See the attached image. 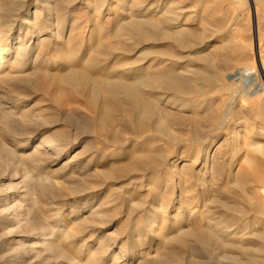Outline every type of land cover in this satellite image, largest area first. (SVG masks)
Masks as SVG:
<instances>
[{
    "label": "bare ground",
    "instance_id": "6f19581e",
    "mask_svg": "<svg viewBox=\"0 0 264 264\" xmlns=\"http://www.w3.org/2000/svg\"><path fill=\"white\" fill-rule=\"evenodd\" d=\"M2 1L0 0V75L5 65L12 69L17 67L19 63L22 64L23 59L27 57L26 55L29 51H35L36 63L40 64L35 70L44 71L47 74H49V68L53 64H56L55 62L51 63L50 60L69 59L72 64L68 65L66 68L67 73L65 72L62 76L60 75V79L64 83L69 84L71 88L75 87L83 92L91 86L90 92L87 94V103L89 109L92 111L89 113V116L96 129L95 138L99 145H109L112 148L110 154L116 157L118 155H115L117 154L115 149L120 146L126 147L132 145L133 147H137L132 152V155L136 159L134 161V167H137L136 169L139 170L142 168L151 174L150 178L146 180V184L149 192L153 195V204L143 212L144 221L142 220L141 224L139 223L140 225L134 230L136 236L138 238L145 237L144 242L147 241V237H155L157 241L162 240L164 245L178 244L180 247H184L187 239L193 237L198 242L212 248L213 255L216 258L215 264H264V170H262L263 167L259 168L254 166V163L252 164L251 162V153L248 154L250 150L259 153L264 152V144L258 142V140H264V107L261 106V102L264 101V88L255 87L257 90L252 93H247L246 96L250 100L252 95H254L253 100H257L259 97L260 106L257 105L254 109L256 114L252 115L249 111L250 115L245 113L237 117L234 113L235 110L234 112L231 111L232 107L230 108V105L215 112L210 99L202 100V98L201 101H191L186 96L188 93L206 94L211 90H215L216 93L221 94L226 93V90L236 91L238 85L234 88V84L230 80L236 77L240 80L239 84L241 83L244 87L249 85L251 87L254 82L252 68L247 66L239 69V71L229 75L227 79L222 77L220 73L212 75L206 71L208 72L206 75L203 69H199L196 66L197 63L195 64L196 60L194 55H201L209 47H195L197 45L196 37L184 28V26L192 23L191 18L186 17L181 11L182 9L178 10L168 7L167 0H94V13L89 17V21H85V23L75 16H73L75 18H68V16L71 17L69 10H72L74 7L72 4L73 0H60L66 5L64 12H60L58 9L57 0H34L35 2L33 1L27 5L28 7L23 4L18 6L17 3H19V0H11L8 3L10 4L9 6ZM86 1L88 0H84L83 3ZM110 1H115V6L121 9L119 15L115 14L109 18V21L112 22L111 24L103 21L102 18L105 12L109 15L116 10H112V6L108 4ZM230 3L235 12L247 7V5L245 6V0H230ZM258 6V1L256 2L255 0V5L253 6L257 25L255 40L258 39L260 22L264 19V12L258 14ZM105 19L107 18L105 17ZM69 20L71 21V25H68ZM68 26L69 37L64 40L63 34ZM224 30L226 31V29ZM104 35L105 38H103ZM106 35L113 41L110 42L109 47H104L107 44ZM125 36H129V39L130 37L133 38L136 41V46L128 45L124 39ZM31 42L33 44L29 46ZM73 44L78 45L84 51L80 53H78L79 50H76L77 53L74 52L75 50L68 51L69 49L61 51L62 48L72 47ZM162 44L175 45L179 47V50L180 48L181 50L188 48V56L186 59L177 53L169 54L166 58L161 57L162 55L158 56L155 48L160 47ZM206 44L208 42L205 44L203 42V46ZM138 45L142 46L138 47ZM50 47H53L52 50L54 51V55H56L52 56V58L47 57L49 53L48 48ZM90 47L94 48L87 51ZM231 48L232 52L235 50V53H243L238 50L239 48ZM229 51L225 50L223 54H221L222 52H217L220 55L218 57H221L220 59L223 61L225 67L227 65L229 67L233 65V57H231L232 55L229 54ZM149 55L155 56L149 59ZM81 56L86 57V59L84 60ZM102 57L104 58L103 61L101 59ZM207 67L212 69V66ZM262 76L264 79V68ZM262 85L264 86V84ZM2 87L0 78V162L5 157L10 159L16 157V149L20 145L17 131L22 126V124L20 126V121H18L19 118L16 117V109L19 107L18 99L5 93ZM259 91L263 93L258 94ZM83 96L85 97V95ZM165 101H167V104L181 109H187L192 115L189 121L195 128L193 130L195 138L182 142L190 143V145L194 144L196 148L194 151L189 150L188 152H184L183 150L182 156L180 155L177 160L171 163V166L177 168L178 161L189 156L193 158L195 163L200 162L201 170L204 171L203 173H210L211 177L218 172L216 171L217 168H224L226 166L228 170L227 173H224L223 183L221 181V184H223L221 195H228L229 201L226 198L225 201H222L217 196H215L216 198L214 197L212 185L210 186L206 182L207 178H204L203 174L197 178L201 183L199 186L193 181L194 179L192 180L191 174H181L180 172L177 175L179 179H182V184L177 188L171 182L170 169L166 168V164L162 160V158L170 155L169 153L171 152L165 154L156 148L157 141L161 137L170 140L171 145H176L177 143L171 136L170 131L164 127V121L158 112L159 106ZM202 109L204 111L200 112ZM118 112H122L129 119L128 125L132 127V136L130 138L123 139L118 134V131L115 130L119 122L116 118ZM23 113L27 114L31 112L27 111ZM23 113L21 114L23 118L21 123H28V116ZM257 119L261 120L259 124L261 132L257 134L252 133L251 136L243 138L241 136H236L232 139L229 137L231 142L236 141L235 143H238L242 141V145H244L246 143L245 141L248 140L250 143H248L249 146L246 149V154H243L244 156L242 158L240 157V160H236L237 157L234 155L227 156L221 152H218L219 154L214 152L211 155L212 143L218 141L224 131H228L233 126V128L231 127L232 130H229L230 133L232 135H238L241 132L238 131L237 127L241 125V122H245V120L255 121ZM31 122L29 120V123ZM236 125L237 127H235ZM202 127H207L205 133L201 130ZM82 128L84 129L85 127ZM246 130L243 132H246ZM77 140L78 137H75L73 140H69L66 137H59L58 139L47 138L40 145L35 146L34 151L30 155L24 157L29 158L33 165H38L42 158L50 159L51 156L57 158L62 154L68 153L74 145V141ZM221 146L223 144L217 146L216 150H219ZM100 147L103 148V146H97V152L99 154L101 153L103 157L106 156L107 154ZM190 151H192V155H190ZM5 160L7 161V159ZM241 160L246 163L245 167L242 165L243 162ZM7 165L9 166V164H6L5 168L8 167ZM10 167H13V165ZM234 167L237 170L235 173H232L231 170ZM5 168L0 166V178L2 179L0 182H3L5 179L2 176L3 171H7L3 170ZM183 168H185V165L181 167V169ZM221 171L218 173L222 174ZM26 173L28 174V172ZM27 174L26 178L30 181L32 176ZM8 185L10 187L11 184L9 183ZM197 189H202L200 192L206 196L210 195L206 201L204 200L202 210H193L197 206L196 201L199 200ZM31 195L26 196L30 198ZM176 195L179 197L178 201H181L179 202V206L183 207L184 215L180 221L175 220L173 224L171 223L175 233L170 234L172 231H169L170 227H168L167 223L170 221L169 212ZM212 195L214 197H212L213 199L210 198ZM22 198L24 199L23 196ZM230 200H233V202H230ZM210 209H214L213 212ZM27 210L25 207L22 210L20 193H17V191L10 194L8 192H0V223L6 226L8 230L6 233L13 238L14 242L20 241L21 221L26 220V217L30 215V210ZM191 210L193 211L191 212ZM13 213H17L16 216H19V218L13 220L11 218ZM189 214H192L191 216L193 217H191V223H184L185 216ZM97 215H101L100 208L93 210L89 216L94 217ZM43 217L44 220L47 219V215ZM34 221L36 223L37 219H34ZM40 228H42L41 224H39L37 230L35 229V232H38ZM47 231V233L41 232L39 234L40 237H36V243L34 242V244L32 243L29 247L25 248L23 253L20 254L18 252L16 259L28 257V249L32 250L36 245H39L49 249L56 259L72 260L75 264H81L79 263L80 261H76V258L73 257L74 254L77 255L80 253V250L75 248L73 244L67 245L65 240L69 237L59 227H51V230L47 228ZM29 234L27 236L28 239L32 237L31 232ZM161 245H156L155 253L150 257L152 260L151 263H147L146 259L142 256L143 262L141 261L140 263L171 264L172 262L164 260L160 252L162 249ZM105 249L103 248L102 251ZM120 250L122 252L125 248L121 246ZM131 252L136 251L132 250ZM89 261L91 264L100 263V259H97L95 255L91 256ZM12 264L20 263L13 262Z\"/></svg>",
    "mask_w": 264,
    "mask_h": 264
},
{
    "label": "rangeland",
    "instance_id": "374dc122",
    "mask_svg": "<svg viewBox=\"0 0 264 264\" xmlns=\"http://www.w3.org/2000/svg\"><path fill=\"white\" fill-rule=\"evenodd\" d=\"M10 1L11 0H3L2 2H4V4L7 3L6 5L9 6L10 4L8 3H10ZM33 1L34 0H19L17 5L19 6L20 4H23L27 6ZM83 1L84 0H73L72 4L74 7L72 10H69L71 15V17L68 16L69 19L76 17L79 20L81 19L83 23H85V21H89V17L94 13L95 1L88 0L84 3ZM257 1L259 5L258 14H262V12H264V0H256V2ZM166 2L168 7L178 10L182 9L181 11L185 14V16L191 18L192 23L184 26V28L196 37L197 45L195 47H209L203 51L201 55H194L196 60L195 64L197 63L196 66L199 69H203L206 75L208 72L212 75L220 73L222 77L227 79V77L232 73L247 66L252 68L254 72L252 74L254 82L251 87L250 85L244 87L241 83L239 84L240 80L236 77L230 79L234 84V88L238 85L236 91L226 90V93L221 94L216 93L215 90H211L206 94L199 95L188 93L186 96L191 101H201L202 98V100L210 99L215 112L221 110V108H225L227 105H230V108L232 107L231 111L234 112L235 110L234 113L236 117L245 113L249 114L250 112L252 115L256 114L254 109L257 105L260 106L259 97L257 100H253L254 95H252L251 100L246 97L247 93H252L257 90L255 87L264 88L262 85L264 84L262 76L264 68V19L260 22L258 27V39L255 40L257 31L256 16L253 7L255 5V0H245V6L247 5V7L238 12H235L232 9L230 0H167ZM56 3L58 4L60 12H64L66 10V5H64L60 0H57ZM108 4L112 6V10H116L109 15L105 12L102 18L103 21H107L111 24L112 22L109 21V18L113 17L115 14L119 15L121 9L115 6V1H110ZM76 8L78 9L75 10ZM105 17L107 19H105ZM234 20H236L235 23ZM68 25H71L70 20ZM224 29H226V31ZM223 31L225 32L223 33ZM68 34L69 26L64 31V40L69 37ZM125 37L124 39L128 45L134 47L136 46V41L133 38L130 37L129 39V36ZM103 38H105V35ZM106 41L107 44L104 47H109L110 42H113L112 39L107 37V35ZM203 42L204 44L208 42V44L203 46ZM32 44L33 43L31 42L29 46ZM141 46L142 45H138V47ZM231 47H235L236 49L239 48L238 50L243 53H235V50L232 52ZM93 48L94 47H90L87 51L92 50ZM220 48L222 49L220 50ZM52 49L53 47L48 48V58L56 56L54 55V51ZM67 49H69L68 51L75 50V53H77L76 50H79L78 53L84 51V49H81V47L74 44L72 47L62 48L61 51H66ZM155 49L157 52L156 54L158 56L162 55L161 57L163 58L168 57L169 54L177 53L186 59L189 53L188 48L182 50L180 48L179 50V47L175 45L171 46L169 44H162L160 47H156ZM225 50H230L229 54L233 57V65L230 67L229 65L225 67L223 61L220 59L221 57H218L220 56L218 53L222 52L221 54H223V51L225 52ZM26 56L27 57L23 59L22 64L19 63L17 67L11 69L9 66L5 65L3 68L4 70L2 69L0 75L3 91L8 95L13 96V98L18 99L19 107L16 109V117L19 118L18 121H20V126L22 124L17 131V136L20 139V145L16 149V157L11 159L5 157L4 160L7 159V161L5 160V162L3 160L0 162V166H2V168H5V165L9 164V166L7 165V168L3 169L7 171H3L2 173V176L5 179L3 182H0V192H8L10 194L17 191V193H20V205L22 206V210H24V207L26 210H30V215L29 217H26V220L24 219L21 221L20 241H16L17 243L14 242L10 235H7L6 232H8V230L6 229V226L0 223V264H12L13 262L20 264H75L72 260L68 261L60 258L56 259L49 249L39 245H36V247L32 250L30 249L32 252L28 249L29 258L24 257L16 259L18 252H20V254L23 253L25 248L37 241L41 232L47 233V228L51 230V227H59L64 234L69 237L65 240L67 245L73 244L75 248L80 250V253L77 255L74 254L73 257L76 258V261H80L79 263L81 264H91L89 260L93 255H95L97 259H100L99 264H141L140 262H143L141 256L146 259L147 263H151L152 260L150 257L154 255L157 244H162L160 252L162 253L164 260L172 262L171 264H215L216 258L213 255L212 248L206 244L198 242L193 237H189L184 247H180L178 244L164 245L162 240L157 241L155 237H147V241L144 242L145 237L138 238L136 236L134 230L141 224L142 220L144 221L143 212H145V209L153 204V195L149 192L146 184V180L150 178L151 174L142 168L139 170L136 169L137 167H134V161L136 159L135 156L132 155V152L137 147H133L132 145L123 147L119 145L120 147L115 149L117 153L115 155H118V157H116L110 154V150H112V148L109 145H99L95 138L96 129L91 117L89 116V113L92 111L89 109V105L87 103V94H89L91 86L86 88L83 92L75 87H72V89L69 84L64 83L60 79L65 72L67 73L66 68L68 65L72 64L69 59L57 61L50 60L51 63L55 62L56 64H53L49 68V74H47L44 71L35 70L40 65L39 63H36L35 51H29ZM154 56L155 55H149V59ZM103 57L101 58L102 61L105 58ZM81 58H84V60L86 59V57L83 56H81ZM207 66H212V69H209ZM262 93V91L258 92V94ZM82 95H85V97H82ZM229 99L231 100L229 101ZM261 106L264 107V101L261 102ZM27 111L31 113H23ZM203 111L204 110L202 109L200 112ZM158 112L164 121V127L170 131L171 136L177 142L176 145H171L172 143L170 140L161 137V139L157 141L156 145V148L162 153L168 154V152H171L169 153L170 155L162 158V160L165 162L166 168L170 169L172 177L170 180L174 183V186L178 188L180 184H182V179H179L177 175L179 172L181 174H191L192 180L194 179L193 181H195L198 186L201 183L197 178L203 174L204 178H207L206 182H208L210 186L212 185L211 187L214 197L217 196V198L222 201H225L226 199L229 201L228 195H221L223 185L221 184V181L223 183L225 176L224 173H227L228 170L226 166H224V168L218 166L221 169L217 168L216 171L220 172V170H222V174L217 172L214 174L216 177L214 175L211 177L210 173L204 174V171L201 170L200 162L195 163L193 158L189 156H186L184 157L185 159L178 161L177 168L171 166V163L177 160L180 155L182 156L183 150L184 152H188L189 150L194 151L196 148V145L194 144L190 145V143L187 144V142H182L186 140L190 141L195 138V133L193 131L195 128L189 121L192 117L191 113L188 112L187 109H181L171 104H167V101L163 102L159 106ZM22 113L28 116V123L29 120L32 122L29 124L21 123L23 121L21 116ZM85 116L87 119H85ZM116 118L119 122L117 123L115 130L118 131V134L121 135L123 139L130 138L132 136V127L131 125H128V117L123 115L122 112H118L116 114ZM260 121V119L255 121L245 120V122L243 121L240 123L242 126L239 125L237 127L236 125L235 127H237L238 131L241 132L238 133V135H232V133H230L233 128V126H231L232 128L230 127L228 131L223 132L218 141H214V143H212L211 155H213L214 152H221L225 153L227 156L234 155L237 157L236 160H240L246 154V149L250 143L247 140L245 141L246 143L242 145V141L235 143L236 141L231 142L230 138L232 139L236 136H241L242 138L247 136L249 137L252 133L257 134L261 132V128L259 127ZM82 123L84 124L82 125ZM82 127L85 128L83 129ZM202 128L201 130L205 133L207 127ZM244 129H247V133L243 132L245 131ZM158 135H160V133H158ZM59 137H66L69 140H73L75 137H78V140L74 141V145L68 153L62 154L57 158H53L52 156L50 159L42 158L38 165H33L29 158L24 157L30 155L34 151L35 146L40 145L42 142L47 140V138L58 139ZM211 142L213 141L211 140ZM258 142L264 144L263 139L258 140ZM221 144H223V146H221L219 150H216V147ZM97 146H103V148H100L101 150H104L107 155L103 157L101 153L99 154L96 149ZM192 151H190V153ZM239 151L241 152L238 153ZM250 153L252 164L254 163L253 165L259 168L263 167L262 170H264V152L259 153L250 150L248 154ZM190 155H192V153ZM242 160L241 162H243ZM12 165L13 167H10ZM183 165H185V168L181 169ZM242 165L245 167L246 163L243 162ZM236 170L237 169L234 167L231 172L235 173ZM26 172H28V174ZM26 174L32 176L30 181L26 178ZM221 175L223 176L221 177ZM125 176L127 177L125 178ZM0 180L2 179L0 178ZM7 183L13 185H10L9 187ZM200 191H202V189H197L199 200L196 201L197 206H195L193 210H202L204 200L206 201L207 197L210 196H206ZM27 192L28 194L26 195H31L30 198L25 195ZM213 195L210 197L211 199L214 198ZM174 199L175 200H173L169 212L170 221L167 223L168 227H170L169 231H172L170 234L175 233V230L172 228L173 221H180L184 215L183 207L179 206V202H181L178 201L179 197L176 195ZM230 202H233V200H230ZM96 208L101 209V215L94 217L89 216L93 210H96ZM193 210H191V212ZM213 210L214 209L211 211L213 212ZM16 214L17 213L12 214L11 218L13 220L19 218ZM45 215H47L46 220H44L43 217ZM191 215L192 214L185 216L184 223H191L193 218ZM34 219H37L36 223V220L34 221ZM39 224H41L42 228H40V230L38 229V232H35V229L37 230ZM48 224L50 225V228ZM33 230L35 233L32 232ZM30 232L32 237L28 239L27 236L30 235ZM32 233L36 235L34 236ZM121 246L125 248L122 252L120 250ZM103 248L106 249L102 251ZM132 250L136 252H131ZM9 257L12 258L10 259Z\"/></svg>",
    "mask_w": 264,
    "mask_h": 264
}]
</instances>
